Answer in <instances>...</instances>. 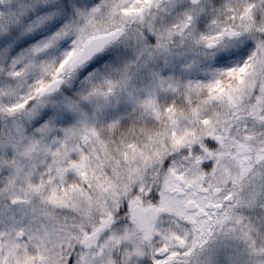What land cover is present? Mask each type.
Segmentation results:
<instances>
[{"label":"snow or ice","instance_id":"snow-or-ice-1","mask_svg":"<svg viewBox=\"0 0 264 264\" xmlns=\"http://www.w3.org/2000/svg\"><path fill=\"white\" fill-rule=\"evenodd\" d=\"M0 264H264V0H0Z\"/></svg>","mask_w":264,"mask_h":264}]
</instances>
